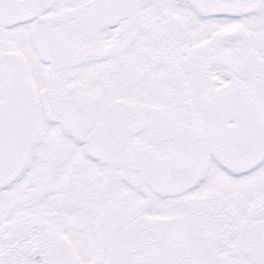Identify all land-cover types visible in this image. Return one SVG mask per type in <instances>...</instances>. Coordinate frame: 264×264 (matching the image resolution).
<instances>
[{"label":"snow or ice","instance_id":"6c2138e0","mask_svg":"<svg viewBox=\"0 0 264 264\" xmlns=\"http://www.w3.org/2000/svg\"><path fill=\"white\" fill-rule=\"evenodd\" d=\"M0 264H264V0H0Z\"/></svg>","mask_w":264,"mask_h":264}]
</instances>
